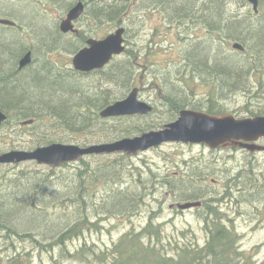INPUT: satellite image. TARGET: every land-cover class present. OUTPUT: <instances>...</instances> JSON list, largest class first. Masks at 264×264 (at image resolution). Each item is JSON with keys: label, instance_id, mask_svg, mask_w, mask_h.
Listing matches in <instances>:
<instances>
[{"label": "trees", "instance_id": "obj_1", "mask_svg": "<svg viewBox=\"0 0 264 264\" xmlns=\"http://www.w3.org/2000/svg\"><path fill=\"white\" fill-rule=\"evenodd\" d=\"M49 1L60 4L64 0ZM67 2L70 5L73 0ZM89 2L81 18L85 14L86 17L90 15L88 18L90 24L85 26L83 32L73 37L77 44L71 50V54L83 46L85 40L90 37L86 34L93 24L122 26L124 19L130 13L143 9L144 4L148 5V10L153 8L151 10L163 12L167 21L171 20L178 24L199 21V24H204L210 33H220L227 42L241 43L244 52H228L216 42L209 45L205 42L191 41L189 45H185L186 50H181V54L184 51L187 54L181 55L183 61L180 62L186 70L183 69L178 76L175 75L180 83H172L168 77L175 70L170 67H175L177 63L167 61L165 67L169 70L149 81L148 75L153 70V65L146 61V56L142 55L140 50L133 51L127 48L129 30L126 29L125 51L113 58L102 70L81 74L73 69L61 68L50 59H43L37 63L34 47H30L32 57L34 56L32 64L17 70L18 60L26 48L20 46L19 37L15 33L17 30L0 28L2 31L10 30L7 32L14 37L8 41L0 35V65H3L0 68L2 100L0 106L4 111L9 110L8 113L20 120L34 119L37 122L45 117L46 126L51 127L53 131L61 129L78 133L98 125L101 120L98 117L99 111L124 99L139 84L143 86L142 90L150 86L154 95L153 102L156 106L160 103L159 106L164 109L161 121H146L144 124L134 125L135 127L129 130L113 131L106 135L108 136L106 139H121L155 130L160 124L173 121L183 109L202 110L201 105L195 101L199 94L204 95L206 100L204 112L210 115L221 114V107L217 105V101L223 98L222 94L245 89L249 76L257 78L259 83L263 82L261 77H264V20L261 19V15L248 13L247 16L240 17L226 13L225 0H136L135 9L130 7L131 0L111 2L97 0L95 4H91L95 0ZM259 5L264 6V0H259ZM46 28L44 29L40 20L30 25V30H33L40 46L42 48L46 46L45 50L48 51L62 45V38L66 36L63 35L61 38L55 26ZM156 35L157 32L152 34L149 44L165 52L166 48L153 42ZM165 37L167 35H160V39ZM142 70L144 73L141 75ZM187 74L193 75L196 81L208 83L207 89L196 92L184 84L182 76ZM89 77H94L96 81H92L90 85L84 84L83 79ZM161 77L164 89L159 82ZM261 85L262 83L259 87ZM159 94L166 98V102H158L155 99ZM157 110L155 107L153 112L146 116L122 117L119 120L127 122L133 119H147ZM248 113L250 116L264 115L262 110ZM56 142H59V139L48 135L42 137L37 146ZM122 157L129 159L125 155ZM82 160L64 164L59 168L45 166L48 175L44 173L33 175L30 178V200L26 190H18L17 187L14 189L15 194L8 192L0 197V239L6 244L13 242L14 239L23 242L30 240L33 250L48 251L51 264H243L240 258L242 253L236 248L237 237L233 229L222 223L225 217L219 213L221 211L211 207L218 201L200 197L193 191L189 193L188 191L192 190L190 186L183 188L185 191L181 189L179 196L182 197V201H200L202 205L196 210H201L207 205L206 213L209 219H205V215L204 224L208 237L203 247L176 245L169 249L167 246L171 242L163 239L162 227L153 221V217L139 231L131 229L123 234L111 247L103 248L86 243L76 245L75 241L84 238L86 232L99 229L103 216H113L114 212L124 213L129 217L136 214L146 196L143 174L138 169L133 175L132 184L127 188L122 186L123 183H119L116 184V188L108 189L111 180L117 182L121 176L102 175L91 169L86 170L85 167L79 168L77 164H83ZM244 170L246 167H243ZM56 172L73 177L69 180L59 179L61 182L57 181L56 185V182L54 183ZM100 183H103L105 189L99 188ZM96 187L99 191H96ZM254 187L251 178L248 180L244 175L239 176L238 190L245 192L244 194L242 192L243 196L250 192L246 200L255 199ZM65 200L68 208H60V204ZM206 200L208 202L204 203ZM28 263L29 260L21 254L6 257L0 255V264Z\"/></svg>", "mask_w": 264, "mask_h": 264}, {"label": "rangeland", "instance_id": "obj_2", "mask_svg": "<svg viewBox=\"0 0 264 264\" xmlns=\"http://www.w3.org/2000/svg\"><path fill=\"white\" fill-rule=\"evenodd\" d=\"M107 1L111 2L113 0ZM136 5V0H131L130 7L135 9ZM143 6V9L130 13L124 19L122 26L118 27H124L129 30L127 48L133 51L140 50L142 55L146 56V61L153 65V70L148 75L149 81L153 77L159 76L160 73L169 70L165 67V62L167 61L177 63L175 67H170L175 70L168 77L171 78L172 83H180L175 75L178 76L183 69L186 70L180 62L183 61L181 55L186 56L187 54L186 51L181 54V50H186L185 45H189L191 41L205 42L209 45L216 42L228 52H236L231 48V44L234 41L227 42L220 33H210L204 24H199V21L178 24L169 18L170 21L165 20L163 12L151 10L153 8L148 10L147 4ZM68 7L67 0L62 1L60 4L49 0H0V19L15 20L19 25V28L14 30H17L15 33L19 37L20 46L26 48L20 57L30 50V47H34L36 49L35 60L37 63L43 59H50L61 68L72 69L71 50L77 44V41L73 38L75 35L71 34L64 37L58 30L64 10ZM224 7L226 8V11L225 8L224 11L232 15L244 17L249 13L255 16L261 15V19L264 20V6L261 7L259 5L258 12L254 13L245 0H225ZM89 17L90 15L86 17L85 14L77 22L75 29L83 32L85 26L90 24ZM251 18L252 16H250ZM36 20L41 21L44 29H47L46 27H57L60 37H64L62 38L63 44L59 47L48 49V51L42 48L37 42V37L33 30H30V25L35 23ZM118 27L112 24L106 25V23L101 25L93 24L86 35L91 38L103 39ZM0 28L5 29L4 27ZM7 31L10 30H1L0 35L9 41L12 35ZM155 32H157V35L154 36L153 42L159 43L166 48L165 52L149 44L151 36ZM93 34H96V36ZM161 34L167 35V37L160 39ZM187 64L191 67L188 62ZM168 65L170 66V64ZM1 66L3 65H0V68ZM5 68H7V65ZM143 73L144 70L141 71V75ZM162 78L159 82L163 85ZM182 79L184 84L190 86L196 92L207 89L209 85L208 83L196 81L191 74L182 76ZM261 79L263 80V82H260L262 83L261 87H259L260 83L257 78L249 76V82L245 89L237 92L231 90L228 94H222L223 98L217 101V105L221 107V114H232L237 119H243L253 117L250 116L248 111L257 112L262 110L264 112V77H261ZM92 81H96L94 77L83 79V83L86 85L88 83L90 85ZM136 88L139 90L137 98L139 101L150 104L153 110L155 107L158 109L150 118L133 119L127 122L121 121L119 118L99 120L100 123L96 126H92L82 132L72 133L61 129L51 130V127L46 126L47 119L43 117L42 120H38L33 125H30L29 128H19L14 124V126L8 125L6 129L0 130V151L14 147H26L33 150L37 147V142L48 135L59 139V143L80 147L112 142L119 139H106L108 133L129 130L135 127L134 125L144 124L146 121H161L164 109L159 106L161 105L160 103L156 106L153 102L152 97L154 95L151 87L147 86L146 90H142L143 86L139 84ZM162 88L164 89V85ZM155 99L158 102H166V98L162 97L161 94L156 96ZM0 101L2 102V100ZM195 101L201 105L202 110L199 111H204L206 107V104L204 106V103H206L204 95L199 94ZM162 127L163 125L160 124L155 130H159ZM134 136L137 135H130L129 137L132 138ZM20 137L24 139H20ZM259 144L264 145V139ZM128 157L129 159L123 158L122 154L91 155L82 158L83 164H77L79 168L85 167L84 169L86 170L91 169L102 175L118 174L121 176V179L117 182L111 180V185L108 189L116 188V184L119 183H123L124 185L122 186L127 188L128 185L132 184L133 175L139 170L143 174L142 181L146 185V196L140 210L136 214L129 217L125 216L126 214L124 213L116 214L114 212L113 216H110L112 213L108 214L110 217L103 216L99 229L86 232L84 238L75 241L76 245L86 243L88 245L96 244L103 248L111 247L123 234L131 229L139 231L153 217V221L162 227L163 239L168 243L171 242L167 246L169 249L174 248L176 245H192L194 247L198 245L203 247L208 237L204 224L205 215V219H209L206 213L207 205L202 206L201 210L193 208L181 211L175 208L176 204L188 202L182 201L179 192L181 189L190 186L192 190L188 192H195L200 197L204 196L206 199L218 201L212 204L211 207L215 208L216 211H221L219 213H222L225 217L222 223L233 229L237 237L236 248L242 253V256H240L242 263L264 264V153L251 154L239 148H220L210 151V149L202 145L169 143ZM250 159L252 161H249ZM243 167H246V170L243 171ZM151 169L152 174H150ZM40 173L49 174L45 166H38L34 162L0 166V197L8 192L15 194L14 189L17 187L19 188L18 190H26L30 200V178ZM240 175H244L248 180L251 178L253 181L255 199L246 200L245 198L248 197L250 192L243 196L245 192L238 190L237 180ZM71 177L73 176L56 172L54 183L56 182L57 185V181H60L59 179L65 180ZM101 187L105 189L103 183L99 184L100 189ZM99 188L96 187V191H99ZM62 191L61 189L60 192ZM108 192L112 193V191ZM206 202L208 200L204 201V203ZM66 204L65 200L60 204V208L67 209ZM15 254L25 256L29 260L28 264L52 263L48 251L45 249L33 250L30 246V240L23 242L19 239H14L13 242L6 244L0 239V255L6 257ZM237 256L235 262L238 260Z\"/></svg>", "mask_w": 264, "mask_h": 264}, {"label": "water", "instance_id": "obj_3", "mask_svg": "<svg viewBox=\"0 0 264 264\" xmlns=\"http://www.w3.org/2000/svg\"><path fill=\"white\" fill-rule=\"evenodd\" d=\"M254 13L258 12L259 0H245ZM84 12L82 2L71 8L59 24L62 34L77 33L74 22ZM0 25L14 27L16 23L8 19H0ZM125 28L118 27L103 39L89 38L86 46L72 58V68L80 73H92L103 69L114 57L125 51ZM231 48L243 52L244 47L233 42ZM31 51L26 52L18 62V70L32 64ZM138 88H133L127 96L99 111L102 119L140 115L145 116L153 111L150 104L139 101ZM7 116L0 110V126ZM22 125H31L33 120H26ZM264 116H253L237 119L232 114L210 115L205 112L183 109L178 118L165 124L159 130H152L140 135L124 137L107 143L91 144L80 147L62 143L40 146L30 151L14 150L0 154V165L35 162L39 166L59 168L63 164L76 162L90 155L125 154L128 156L144 153L150 149L169 143L202 145L210 150L239 147L250 153L264 152ZM201 206L200 201L176 204L181 211Z\"/></svg>", "mask_w": 264, "mask_h": 264}, {"label": "flooded vegetation", "instance_id": "obj_4", "mask_svg": "<svg viewBox=\"0 0 264 264\" xmlns=\"http://www.w3.org/2000/svg\"><path fill=\"white\" fill-rule=\"evenodd\" d=\"M90 0H74L73 1V3L71 4V5H69V7L68 8H65V10H64V14H63V17H62V19L60 20V22L64 19V17L66 16V14H67V12L71 9V7L73 8L76 4H78L79 2H82L83 3V5H84V12L86 11V9H87V4H89L90 2H89ZM95 3H97V0H95V2H92L91 4H95ZM83 12V13H84ZM83 15V14H82ZM15 21V20H14ZM15 23H16V21H15ZM60 24V23H59ZM77 24V22L75 23V25ZM75 25H74V27H75ZM19 25L16 23V26H14L13 28L12 27H8L9 29H17V28H19L18 27ZM0 27H4V28H7V26H4V25H0ZM76 34H79V31H77V33ZM64 36H68V35H64ZM86 46V41H85V43L83 44V46H81L74 54H76L80 49H82V48H84ZM28 51H30V50H28ZM27 51V52H28ZM73 56V55H72ZM18 62H19V60H18ZM18 64V63H17ZM18 66V65H17ZM29 66V65H28ZM26 68V67H25ZM18 69V68H17ZM81 74H89V73H81ZM0 110L4 113V114H6V116H7V119L5 120V122L0 126V130H4V129H6V127L9 125V126H14V124H16L19 128H22V127H28L29 128V126L28 125H22L21 123L23 122V121H25V119H23V120H20V119H17L15 116H12L10 113H8L7 111H4V109L0 106ZM11 112V111H10ZM13 130V129H12ZM20 139H24L23 137H20ZM262 141V140H261ZM260 141V142H261ZM18 146V145H17ZM241 150H244L245 151V149H242V148H240ZM12 150H22V151H30V148H26V147H19V148H8V149H6V150H4V151H0V154H2V153H5V152H9V151H12ZM260 153V152H259ZM254 154V153H253Z\"/></svg>", "mask_w": 264, "mask_h": 264}, {"label": "bare ground", "instance_id": "obj_5", "mask_svg": "<svg viewBox=\"0 0 264 264\" xmlns=\"http://www.w3.org/2000/svg\"><path fill=\"white\" fill-rule=\"evenodd\" d=\"M221 1V0H220ZM148 3V2H147ZM114 4V3H113ZM152 5V4H151ZM63 7V6H62ZM72 8V7H71ZM221 9V8H220ZM96 13V12H95ZM109 13V12H108ZM11 14V13H10ZM112 15V14H111ZM101 17V16H100ZM20 18V17H19ZM103 18V17H102ZM106 18V17H105ZM243 20V19H242ZM210 22V21H209ZM8 28V27H7ZM10 28V27H9ZM13 28V27H12ZM37 30V29H36ZM8 36V35H7ZM12 38H14V37H12ZM11 39V38H10ZM42 42V41H41ZM190 42V41H189ZM187 43V42H186ZM218 45V44H217ZM46 47V46H45ZM44 47V48H45ZM52 47V46H51ZM17 48V47H16ZM15 49V48H14ZM234 51V50H233ZM26 52V51H25ZM38 53V52H37ZM216 53V52H215ZM225 53H227V52H225ZM42 57V56H41ZM189 57V56H188ZM22 58V57H21ZM12 64V63H11ZM47 66V65H46ZM18 70V69H17ZM60 77H62V76H60ZM170 86V85H169ZM249 86V85H248ZM172 87V86H171ZM238 89V88H237ZM104 90V89H103ZM180 94V93H179ZM97 95V94H96ZM95 96V95H94ZM96 104V103H95ZM44 109V108H43ZM7 119V118H6ZM81 121V120H80ZM71 145V144H70ZM211 151V150H210ZM91 156V155H90ZM108 171V170H107ZM99 175V174H98ZM101 176V175H100ZM69 179V178H68ZM58 184V183H57ZM246 186V185H245ZM32 188V187H31ZM180 188V187H179ZM242 192V191H241ZM50 193V192H49ZM190 193V192H189ZM257 194V193H256ZM2 195V194H1ZM69 195V194H68ZM9 196V195H8ZM87 196V195H86ZM26 197V196H25ZM60 197V196H59ZM63 202V201H62ZM87 202V201H86ZM110 205V204H109ZM108 205V206H109ZM25 207V206H24ZM131 208V207H130ZM176 208V207H175ZM110 209V208H109ZM178 210V209H177ZM192 211V210H191ZM103 212V211H102ZM110 212V211H109ZM97 214V213H96ZM45 215V214H44ZM32 226V225H31ZM34 227V226H33ZM14 230V229H13ZM213 238V237H212Z\"/></svg>", "mask_w": 264, "mask_h": 264}]
</instances>
